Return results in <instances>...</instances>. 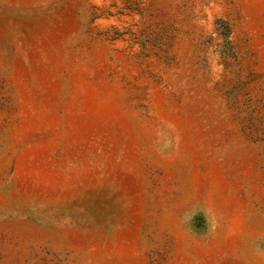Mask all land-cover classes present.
I'll return each mask as SVG.
<instances>
[{
    "label": "rangeland",
    "instance_id": "obj_1",
    "mask_svg": "<svg viewBox=\"0 0 264 264\" xmlns=\"http://www.w3.org/2000/svg\"><path fill=\"white\" fill-rule=\"evenodd\" d=\"M0 264H264V0H0Z\"/></svg>",
    "mask_w": 264,
    "mask_h": 264
}]
</instances>
